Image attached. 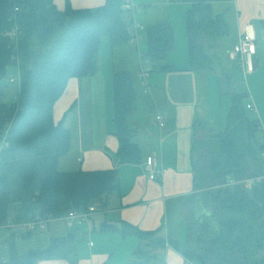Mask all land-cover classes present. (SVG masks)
<instances>
[{"label":"trees","instance_id":"1","mask_svg":"<svg viewBox=\"0 0 264 264\" xmlns=\"http://www.w3.org/2000/svg\"><path fill=\"white\" fill-rule=\"evenodd\" d=\"M185 1L190 2L186 24L192 68L214 70L219 54L223 56L220 50L225 54L229 48L225 38L231 24L224 12L213 11V3L223 0ZM123 2L107 0L91 10L76 9L67 0L61 10L54 0H0V224L10 215L18 220L59 218L73 208L86 210L119 190L115 168L58 169V158L70 149L71 133L63 119L55 120L54 106L72 77L97 72L104 36L114 49L129 42ZM15 24L19 27L20 90L8 80L14 43L4 34ZM146 39L152 70L172 68L167 61L175 47L170 19L147 26ZM136 85L130 70H115V122L122 161L141 158L127 122ZM221 90L231 95L226 126L215 131L198 122L197 131L202 133L196 144L208 163L202 170V160L195 159L201 190L190 196L183 238L169 239V243L195 263L264 264V180L252 188L226 184L231 176L240 179L264 172V128L259 116L248 113L245 100L250 92H238L229 73L221 76ZM134 231L143 238L148 234ZM62 241L30 250L23 257L13 255L6 264H36L40 258L58 255ZM161 241L152 243L158 246Z\"/></svg>","mask_w":264,"mask_h":264},{"label":"crops","instance_id":"2","mask_svg":"<svg viewBox=\"0 0 264 264\" xmlns=\"http://www.w3.org/2000/svg\"><path fill=\"white\" fill-rule=\"evenodd\" d=\"M54 1L61 10L67 6V0ZM69 1L76 9L95 10L107 0ZM177 1L134 0L137 11L143 13L146 28L169 18L175 33V47L167 58L173 67L151 71L150 91L145 90L140 81L144 57L148 59L147 51L143 57L139 43L129 39L131 47L138 49L140 68L138 76L135 75L134 108L127 115V122L141 158L122 161L118 154L121 142L115 122V70L119 68L115 49L105 36L111 49L100 48L97 72L72 77L55 103V120L63 119L71 133L70 149L58 158L57 167L61 171L115 168L120 188L97 202L98 210L89 222L68 226L64 219L53 218L44 229L18 232L6 219L0 224V264L10 262L13 255L23 257L30 250L47 249L57 239L63 240L58 255L40 258L36 264H187V258L169 239L183 238L190 196L202 186L195 165L200 152L196 140L202 133L197 131L198 122L215 131L224 127L231 95L221 90L222 75L217 74V68L209 71L192 68L188 31L181 23L189 4ZM213 11L224 12L231 24L225 38L228 51L224 54L220 50L224 59L239 62L231 54L232 45L246 24L256 26L257 68L251 75L253 81L260 78V73L264 75V0L215 1ZM125 21L127 26L131 23V20ZM133 34L129 32V37ZM128 59L129 56L123 54V61ZM250 95L249 102L260 111L257 98ZM158 112L164 116L162 127L157 123ZM262 124L264 128L263 121ZM153 153L160 158L159 166L163 164L167 168L163 176L156 178H150L146 169L147 156ZM105 224L114 228L103 229ZM135 229L148 234L143 238ZM159 239L162 240L160 245L152 243ZM141 247L144 253L136 257L135 252ZM157 253L160 254L158 259Z\"/></svg>","mask_w":264,"mask_h":264},{"label":"built area","instance_id":"3","mask_svg":"<svg viewBox=\"0 0 264 264\" xmlns=\"http://www.w3.org/2000/svg\"><path fill=\"white\" fill-rule=\"evenodd\" d=\"M166 1H175V0H166ZM19 7L15 6L17 10ZM124 9V19L131 20V23L127 26L128 32H134L133 36L130 38L132 42L139 43L140 41V30L142 24L139 23L136 19L137 4L134 0H124L123 2ZM7 34L11 37L12 42L14 43L12 54L13 65L18 70V77L16 78L11 72L8 75V80L10 83H16L17 88H21L22 72H21V58H20V48H19V27L17 24L13 26ZM257 53V30L256 26L253 23H248L245 25L243 32L239 36L238 40L232 45L231 54L234 58H237L240 63V68L244 73V76L247 77L248 74L254 72L257 68V63L255 55ZM143 59V58H142ZM152 67L149 63V60L146 59L145 63L142 65L140 70V81L145 90H151L150 84V74ZM248 108L253 111H257V108L252 102H248ZM157 123L160 127L164 125V116L161 112H158L156 115ZM264 144V138H263ZM264 152V150H263ZM160 158L157 154H150L146 159V169L149 172L150 178H156L157 176H163L167 168L162 164L159 166ZM264 180V172L251 175L248 177L240 179H228L226 184L228 185H242L247 188H252L257 183ZM98 210V203H92L86 210L79 209H70L65 215L59 217L65 220L68 226H74L76 223L89 222L93 213ZM53 219L45 218L41 216H36L33 219L29 220H18L14 215H10L7 218L8 224L13 227L18 232H23L26 230H34L37 228L44 229L47 227L48 222ZM191 264V261H189Z\"/></svg>","mask_w":264,"mask_h":264},{"label":"rangeland","instance_id":"4","mask_svg":"<svg viewBox=\"0 0 264 264\" xmlns=\"http://www.w3.org/2000/svg\"><path fill=\"white\" fill-rule=\"evenodd\" d=\"M177 2H181L183 4L185 3V4L190 5V2H187L185 0L184 1L178 0ZM186 11H187V9L185 10V15H184L182 22H181L182 28L184 30H185V28L187 30ZM142 15H143V13L141 11H137V21L142 24V28L140 30L141 38H140V42H139V51L142 53V56L144 57L145 56L144 53H146V51H147V39H146V26L144 24ZM177 28H178V26H177ZM7 31H9V30H7ZM7 31L4 32L5 35L7 34ZM187 40H188V35H187ZM105 42L107 43V45H104ZM125 45H127V46H125ZM124 46L115 47V55L114 56H115L117 68H119V69L125 68L127 70H130L134 75L138 76V70L140 68L138 49L136 46H135V48L131 47L129 42L124 44ZM109 47H110L109 39H108V37L104 36L102 38L101 48H102V50H104V48L105 49L107 48L109 50ZM110 49H111V47H110ZM123 54L129 56V59L125 62L123 61ZM224 57H225L224 54L221 57L219 54V59L220 58L221 59L219 61V65H217V67H216L217 68V71H216L217 74L222 75V74H224L222 72H225V73L229 72V74L231 75V79L234 83V87L238 92H242V91L247 90L250 92V94L252 93V95L253 94L255 95V97L257 98V102H258L257 106L260 107V111H259V108L257 109V111H253L252 109H248V113L250 116H253V117H255V116L261 117V119L264 123V75L260 73V75H262V76L260 78L258 77L259 79L256 78L253 81L251 73L248 74L247 77L244 76L242 69H240V63L237 62V60H228V59H224ZM144 60H146L145 57H144ZM10 72L16 78L18 77V70L13 64L11 65ZM152 73H155V71H153ZM15 85H16V83H15ZM250 100H252L251 95H249L245 101L247 103ZM228 111H229V109H228ZM227 114H228V112H227ZM225 120H226V118H225ZM225 126H226V123H225L224 127ZM261 155H262V160H263V164H264V152L261 153ZM200 160H202V164L199 163V165H200V168L203 170L207 166L208 161H207L206 156H204L203 153L199 152L198 161H200ZM230 179L234 180L235 178L231 176ZM207 180H208V176H207ZM208 185H210V184L208 183ZM205 187H207V186H205ZM185 213L187 215L188 211H186ZM139 253H140V249L135 252V256L139 257ZM155 255H156V253H154V256ZM156 258L157 259L160 258L159 253H157ZM187 264H189V261L187 262ZM191 264H204V263L191 262Z\"/></svg>","mask_w":264,"mask_h":264}]
</instances>
